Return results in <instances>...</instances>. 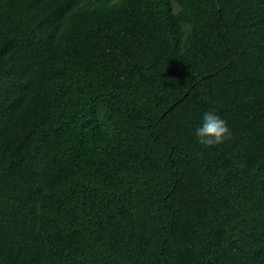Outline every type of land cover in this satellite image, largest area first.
Here are the masks:
<instances>
[{
  "label": "trees",
  "instance_id": "16d2710c",
  "mask_svg": "<svg viewBox=\"0 0 264 264\" xmlns=\"http://www.w3.org/2000/svg\"><path fill=\"white\" fill-rule=\"evenodd\" d=\"M0 264H264V0H0Z\"/></svg>",
  "mask_w": 264,
  "mask_h": 264
},
{
  "label": "clouds",
  "instance_id": "9594fccd",
  "mask_svg": "<svg viewBox=\"0 0 264 264\" xmlns=\"http://www.w3.org/2000/svg\"><path fill=\"white\" fill-rule=\"evenodd\" d=\"M182 9L177 8L178 14ZM197 142L204 147L216 146L224 143L231 136V129L227 121L215 110L204 111L194 128Z\"/></svg>",
  "mask_w": 264,
  "mask_h": 264
}]
</instances>
